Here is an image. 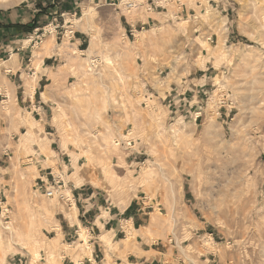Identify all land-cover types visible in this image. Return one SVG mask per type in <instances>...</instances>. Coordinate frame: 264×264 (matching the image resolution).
<instances>
[{
    "label": "rangeland",
    "instance_id": "rangeland-1",
    "mask_svg": "<svg viewBox=\"0 0 264 264\" xmlns=\"http://www.w3.org/2000/svg\"><path fill=\"white\" fill-rule=\"evenodd\" d=\"M14 1L0 13L48 5ZM58 1L63 15L23 38L19 74L0 67V264H61L87 243V229L64 244L58 231L81 185L142 207L170 264H264V0L159 1L156 23L148 0ZM57 182L63 198L47 197Z\"/></svg>",
    "mask_w": 264,
    "mask_h": 264
},
{
    "label": "crops",
    "instance_id": "crops-1",
    "mask_svg": "<svg viewBox=\"0 0 264 264\" xmlns=\"http://www.w3.org/2000/svg\"><path fill=\"white\" fill-rule=\"evenodd\" d=\"M150 1L148 0L149 7L147 12L152 15H149L148 21L156 23L158 20L154 16L160 14L158 10L160 7L156 6L155 2ZM214 1L208 0V5L213 6ZM58 3V0H47L48 5L45 8V14L41 13V16L38 17L37 22L39 26L33 31L39 32L43 28L40 26V23L41 21L43 22L44 18H47L48 21L57 18L55 15L59 12L57 9ZM119 3L121 4V2ZM113 4L117 5V3ZM208 5L201 2L197 3V6L201 7V11L205 10ZM26 7L27 5L23 8L10 11L7 14L0 13V67L9 68L16 75L19 74L21 68L24 66V58L29 57V53L32 51L28 45L26 46L22 43L26 34L20 32L18 27L20 24L32 23L35 16L41 12L39 7L31 9ZM182 13L183 16L184 14L188 16L190 15V9L184 7ZM62 15L63 13L58 14V16ZM49 25L50 22L47 26ZM47 35H50V32ZM83 38L84 35L79 33H76V36L72 37L74 43L77 45L83 42ZM45 58H48L50 61L52 56L46 55ZM10 84L12 83L10 82ZM14 86L15 82L12 84V87ZM4 90L1 86L0 101L5 97ZM199 92L201 90H198ZM27 98L30 100V105L34 107L33 110L43 119L46 116V105L48 102L42 99L40 95L38 96L37 91H35L33 97ZM199 103L198 99L193 103V106H196L197 114H201L202 112L199 111L202 108ZM47 179L49 182L54 181L53 179L50 181L49 177ZM75 190V193L72 190V196L76 205L74 213L69 215L66 211H63L60 213L62 214L61 219H58V231L62 233L61 242L62 244L64 242L68 243V240L75 237L82 228L88 230L89 241L87 243L80 241V248L75 246V241L69 243L68 245L72 247L71 250L61 251V264H79L81 261L84 264H170L164 257L166 253L159 250L155 246L156 242L152 241L145 233L144 228L146 224L143 215L147 212L143 211L142 207H137V203L127 204L123 208L105 206V204L100 203L102 197L98 191L90 190V187H83L82 185L81 187H75ZM81 201L84 203L79 206L78 203ZM125 223H132L133 229L136 232L135 239L128 238Z\"/></svg>",
    "mask_w": 264,
    "mask_h": 264
},
{
    "label": "built area",
    "instance_id": "built-area-1",
    "mask_svg": "<svg viewBox=\"0 0 264 264\" xmlns=\"http://www.w3.org/2000/svg\"><path fill=\"white\" fill-rule=\"evenodd\" d=\"M159 1L161 2H166L168 0H154L155 2V5L158 6V7H162L163 5L161 3H159ZM51 25V24H50ZM49 25V26H50ZM49 26H46L44 28V32L42 33V35H44L46 32H50L49 29H47ZM34 34L36 35H39V33H37V31L35 30L34 31ZM38 37V36H36ZM33 38V37H32ZM37 42V41H36ZM49 183V182H48ZM45 195L49 198H52V197H55V196H58V197H61L63 198L64 194L62 193V185L59 184V182L57 183H54L53 185H50L49 187L46 186V189H45ZM0 206L2 207V209L4 210L3 208V202L0 201ZM3 212V211H2ZM8 210L5 211V213H7ZM89 241V239H88ZM87 241V242H88ZM84 242V241H83ZM13 264H27L26 261L23 260V258H19L16 262H14ZM79 264H84L82 261L79 263Z\"/></svg>",
    "mask_w": 264,
    "mask_h": 264
},
{
    "label": "bare ground",
    "instance_id": "bare-ground-1",
    "mask_svg": "<svg viewBox=\"0 0 264 264\" xmlns=\"http://www.w3.org/2000/svg\"><path fill=\"white\" fill-rule=\"evenodd\" d=\"M20 0H15L14 2H19ZM5 5H7V4H5ZM28 93L29 94H31L30 96L31 97H33V93H35L34 92V88L31 86H28ZM8 94H9V92H8ZM11 99V98H10ZM31 121V120H30ZM32 122V121H31ZM34 122V121H33ZM34 124V123H33ZM33 124L31 123V124H27L29 127H28V135H27V137H26V139H29V137L31 138V136L33 135L34 136V134H35V132H36V129H35V127L33 126ZM36 135L38 136V133H36ZM35 135V136H36ZM75 209H76V207H75ZM11 230V229H10ZM133 235V234H132ZM128 239V238H127ZM2 244H3V237H2V233L0 232V247L2 246Z\"/></svg>",
    "mask_w": 264,
    "mask_h": 264
},
{
    "label": "trees",
    "instance_id": "trees-1",
    "mask_svg": "<svg viewBox=\"0 0 264 264\" xmlns=\"http://www.w3.org/2000/svg\"><path fill=\"white\" fill-rule=\"evenodd\" d=\"M42 10H43V12L45 11L44 9H42ZM41 12L35 16L32 23L20 24L18 27L19 31L26 34V33L32 32L36 27H38L39 25H38L37 20H38V17L41 16Z\"/></svg>",
    "mask_w": 264,
    "mask_h": 264
}]
</instances>
